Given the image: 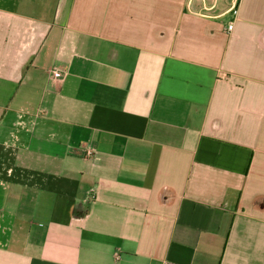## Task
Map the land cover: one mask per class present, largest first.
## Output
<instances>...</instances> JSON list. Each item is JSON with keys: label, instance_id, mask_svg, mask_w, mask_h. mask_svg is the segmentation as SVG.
I'll list each match as a JSON object with an SVG mask.
<instances>
[{"label": "crops", "instance_id": "crops-1", "mask_svg": "<svg viewBox=\"0 0 264 264\" xmlns=\"http://www.w3.org/2000/svg\"><path fill=\"white\" fill-rule=\"evenodd\" d=\"M231 6L0 0V264H264V0Z\"/></svg>", "mask_w": 264, "mask_h": 264}, {"label": "built area", "instance_id": "built-area-1", "mask_svg": "<svg viewBox=\"0 0 264 264\" xmlns=\"http://www.w3.org/2000/svg\"><path fill=\"white\" fill-rule=\"evenodd\" d=\"M242 0H232V6H231V13L237 17L238 16V13H239V6L241 4ZM233 29V24L231 23L228 27V30H232ZM52 76H53V79L56 80V81H61L64 77L63 75V72L60 71V70H54L52 72ZM88 155H91L92 152H88L87 153ZM94 193V192H93ZM95 194V193H94ZM95 196L92 195L91 199L94 198Z\"/></svg>", "mask_w": 264, "mask_h": 264}]
</instances>
